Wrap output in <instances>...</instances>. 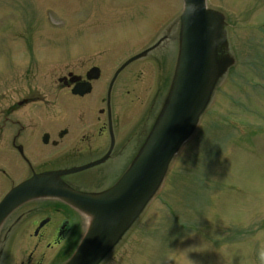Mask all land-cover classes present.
Here are the masks:
<instances>
[{"label":"rangeland","instance_id":"374dc122","mask_svg":"<svg viewBox=\"0 0 264 264\" xmlns=\"http://www.w3.org/2000/svg\"><path fill=\"white\" fill-rule=\"evenodd\" d=\"M207 6L224 18L221 26L215 22L220 28L218 76L211 100L158 189L103 264H264V0H207ZM183 10V0H0V97H5L0 112L23 96L30 82L52 102L54 118L78 119L80 111L88 122L98 108V82L84 100L70 98L81 108L71 115L58 78L101 63L103 95L111 74H118L112 106L120 130L129 136V154L111 156L75 177L86 192L95 189L92 181L102 172L110 186L117 184L168 105L179 65L176 29ZM18 30L37 31V36L30 45L26 36L9 39ZM105 41L112 45L109 54L90 53ZM148 48L142 56L147 63L140 56L135 63L130 59ZM216 73L213 66L210 80ZM6 79L10 83L3 88ZM64 164L58 161L56 167ZM20 176L12 177L14 186ZM0 182L1 198L11 183ZM66 213L73 224L55 264L65 263L88 232L81 210ZM12 235L0 242V264L17 258L12 248L20 246L12 245L21 235L17 232L14 240Z\"/></svg>","mask_w":264,"mask_h":264},{"label":"flooded vegetation","instance_id":"af4514ba","mask_svg":"<svg viewBox=\"0 0 264 264\" xmlns=\"http://www.w3.org/2000/svg\"><path fill=\"white\" fill-rule=\"evenodd\" d=\"M178 26L176 32L179 35L180 24ZM9 36V39L14 40H20L26 36L25 39L29 40L30 45V40L37 36V31L26 34L24 31L18 30ZM111 46L110 41H105L90 49V53L98 56L107 55L112 49ZM148 61L144 59V63ZM93 67H98L100 72L98 78L91 81V91L88 94L82 96L73 94L72 89L76 83H70L69 80L58 82L60 89L68 95L65 104L67 105L66 109L72 111L71 115L81 108L70 98L84 100L95 91L98 82V91H96L98 93V99H96L98 108L95 113H92L88 122L80 111L76 115L78 119L61 121L54 118L56 111L49 105L52 102L49 98L39 95L38 90L30 82H27L25 94L12 101L7 110L5 108L0 112V175L2 176L0 181L6 178L11 183L9 188L3 192L0 202L15 186L36 177L48 179L45 185L54 186V182L50 178L51 176L56 178V173L59 174L57 181L62 182V187L81 194L95 196L111 187L110 182H107L106 173L102 172V175H97L96 179L92 181L95 183V187L93 186L95 189L86 192L84 188H81V179L75 175L80 171L104 164L111 156L124 158L129 154V136L120 130L121 124L118 125L116 112L114 114L112 106V99L116 96L118 74L116 76L114 73L111 74L105 95H103V86L99 85L105 74L101 63H98V66L93 64L78 73L68 71L58 80L73 73L81 77L79 82L86 81L87 74ZM26 72L28 73L30 70H26ZM27 73L25 77L30 74ZM9 81L7 79L3 81V88L10 83ZM13 87L15 90L21 88L20 85ZM5 94L6 90L3 91V96ZM4 98L0 97V101ZM22 108L28 111L19 114L18 111ZM16 114L17 117H11ZM55 149H58L57 153H55ZM58 161L65 162L64 166L56 167ZM16 173L21 174V180L14 186L12 177ZM68 208L78 209L62 199L43 195L26 199L5 217L0 224L1 240L9 233L15 235L18 232L21 235L19 242L12 245L20 246L19 249L13 247L12 251L16 250L15 256L21 258L19 261L17 258H13V264L56 263L64 254L66 235L73 224L72 219L74 218L66 213ZM86 221L87 228H89L91 223L87 217ZM23 233L25 234L22 235ZM13 235L11 236L12 240H14Z\"/></svg>","mask_w":264,"mask_h":264},{"label":"water","instance_id":"95a60500","mask_svg":"<svg viewBox=\"0 0 264 264\" xmlns=\"http://www.w3.org/2000/svg\"><path fill=\"white\" fill-rule=\"evenodd\" d=\"M183 2L184 10L179 16V65L168 105L157 117L137 160L121 180L93 196L62 187L56 173V178H50L54 186L45 185L48 179L36 177L11 189L0 202V224L16 206L31 197L49 195L81 210L91 225L75 253L63 264H103L107 260L105 255L153 196L172 158L191 135L211 100L218 76L215 49L220 28H215V22L218 20L221 26L224 18L208 9L207 0ZM213 66L217 73L210 80ZM99 72L97 67L92 68L83 82H79L80 76L70 73L60 82L76 83L72 93L84 95L91 91L90 80L97 79Z\"/></svg>","mask_w":264,"mask_h":264},{"label":"clouds","instance_id":"9594fccd","mask_svg":"<svg viewBox=\"0 0 264 264\" xmlns=\"http://www.w3.org/2000/svg\"><path fill=\"white\" fill-rule=\"evenodd\" d=\"M260 259H261L262 261H264V253H261V254H260Z\"/></svg>","mask_w":264,"mask_h":264}]
</instances>
